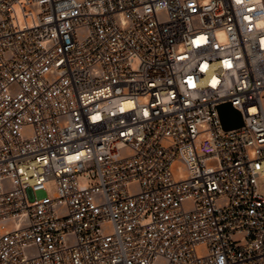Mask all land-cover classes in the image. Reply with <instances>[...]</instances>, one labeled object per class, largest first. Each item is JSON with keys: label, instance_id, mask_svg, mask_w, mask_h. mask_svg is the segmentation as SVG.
I'll return each instance as SVG.
<instances>
[{"label": "built area", "instance_id": "built-area-1", "mask_svg": "<svg viewBox=\"0 0 264 264\" xmlns=\"http://www.w3.org/2000/svg\"><path fill=\"white\" fill-rule=\"evenodd\" d=\"M263 95L264 0H0V264H264Z\"/></svg>", "mask_w": 264, "mask_h": 264}, {"label": "water", "instance_id": "water-1", "mask_svg": "<svg viewBox=\"0 0 264 264\" xmlns=\"http://www.w3.org/2000/svg\"><path fill=\"white\" fill-rule=\"evenodd\" d=\"M219 113L226 129L237 128L244 124L241 112L231 102L220 104Z\"/></svg>", "mask_w": 264, "mask_h": 264}, {"label": "rangeland", "instance_id": "rangeland-1", "mask_svg": "<svg viewBox=\"0 0 264 264\" xmlns=\"http://www.w3.org/2000/svg\"><path fill=\"white\" fill-rule=\"evenodd\" d=\"M138 60L135 62V66L137 67L138 65ZM263 104H264V95H263ZM204 137H200L198 139V143L201 142L203 140ZM182 172L183 173H186L187 172V167L186 165L182 164ZM80 181L82 183H86V184H90L93 182V178L91 176H87L86 174H82L80 175L79 177ZM57 189V185H56V182L54 180H51L47 183V190H46V193L50 196H52L54 194V192L56 191ZM259 189L260 191H262L264 193V179L260 182L259 184Z\"/></svg>", "mask_w": 264, "mask_h": 264}]
</instances>
